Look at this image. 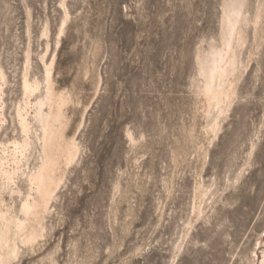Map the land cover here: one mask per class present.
<instances>
[{"label":"rangeland","instance_id":"obj_1","mask_svg":"<svg viewBox=\"0 0 264 264\" xmlns=\"http://www.w3.org/2000/svg\"><path fill=\"white\" fill-rule=\"evenodd\" d=\"M0 264H264V0H0Z\"/></svg>","mask_w":264,"mask_h":264},{"label":"bare ground","instance_id":"obj_2","mask_svg":"<svg viewBox=\"0 0 264 264\" xmlns=\"http://www.w3.org/2000/svg\"><path fill=\"white\" fill-rule=\"evenodd\" d=\"M234 27V26H233ZM236 27V26H235ZM232 29V28H231ZM234 31H235V29H234ZM233 31V32H234ZM233 32H231V33H233ZM234 36V35H233ZM230 46V45H229ZM229 50L231 49V47L230 48H228ZM228 50V51H229ZM228 53V52H227ZM234 59V58H233ZM232 63V62H231ZM224 69V68H223ZM215 74V73H214ZM221 74V73H220ZM219 74V75H220ZM220 78V77H219ZM224 80V79H223ZM220 85V84H219ZM211 86V85H210ZM219 87V86H218ZM217 87V88H218ZM206 88H208V87H206ZM217 88H215V89H217ZM220 88V87H219ZM218 88V89H219ZM212 89V88H211ZM206 90H210V89H206ZM212 91V93H213V91L214 90H211ZM207 92V91H206ZM211 93V92H210ZM211 93V94H212ZM216 93V92H215ZM215 93H213V96H214V94ZM222 93V92H221ZM221 93H220V95H221ZM217 94V93H216ZM215 94V95H216ZM220 95H217V96H219V97H221ZM227 95V94H226ZM218 97V99H221V98H219ZM211 98V97H210ZM217 98V97H216ZM215 98V99H216ZM226 98H227V96H226ZM222 102V101H221ZM217 104H218V102H217ZM38 106V105H37ZM40 106V105H39ZM37 115V114H36ZM22 118V117H21ZM39 122H41V121H39ZM21 125H22V129H23V131L25 132V133H28L29 132V130H30V126L31 125H29V123L23 118L22 119V121H21ZM36 128H38V127H36ZM42 128V127H41ZM33 129V128H32ZM43 139L45 140V141H47V140H51V139H53L54 140V134H53V132H52V130H51V128H50V126H43ZM41 131V132H42ZM32 134V133H31ZM41 134V133H40ZM41 138V137H40ZM39 138V139H40ZM23 140V139H22ZM35 143V142H34ZM37 143V142H36ZM15 144V143H14ZM29 145V144H28ZM51 147V146H50ZM16 148V147H15ZM35 148V147H34ZM15 150H13V152H14ZM27 151V146H22V149L21 150H17V148H16V154H19V156H20V158L19 159H15V163L17 164V165H20L21 164V162H22V160H21V158H23L24 156H25V152ZM35 151H36V149H35ZM15 154V155H16ZM13 155V154H12ZM18 157V156H17ZM13 159V158H12ZM25 159V158H24ZM23 159V160H24ZM43 160V159H42ZM5 161V160H4ZM13 162V161H12ZM43 162V161H42ZM5 163V162H4ZM3 163V164H4ZM28 163V162H27ZM16 165V166H17ZM20 168H22L21 166H20ZM15 169H16V167H15ZM17 169H18V167H17ZM16 169V170H17ZM35 169V168H34ZM33 169V170H34ZM30 170V169H29ZM8 171V170H7ZM15 171V170H14ZM22 171V169L20 170H18L17 172H15L14 174L15 175H17V173L18 172H21ZM13 172V171H12ZM5 175L8 177L7 179H8V182L9 181H13V175L11 174V172L10 173H7V172H5ZM22 175L24 176L25 175V173L23 172L22 173ZM17 177V176H16ZM26 178H28V181L30 182V184H31V186H34L35 188H36V191L39 193V194H41V196L47 201L50 197H51V194H52V188H53V185H54V183H55V163L52 161V160H45L44 162H43V164H42V166H41V168L39 169V171L36 173V174H33V175H28ZM34 189V188H33ZM31 191V190H30ZM35 191V192H36ZM29 196V195H28ZM25 200H26V198H25ZM23 203H26V202H23ZM31 203V202H30ZM29 203V204H30ZM29 209V207H28V205H25L24 206V210H25V212H27V210ZM22 227V226H21ZM6 228V227H5Z\"/></svg>","mask_w":264,"mask_h":264}]
</instances>
